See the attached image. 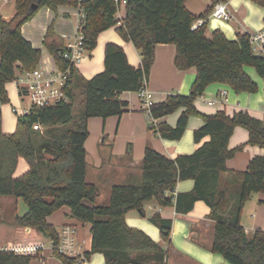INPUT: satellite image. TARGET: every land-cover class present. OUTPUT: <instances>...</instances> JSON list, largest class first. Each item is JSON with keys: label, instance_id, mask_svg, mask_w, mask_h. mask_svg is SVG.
<instances>
[{"label": "trees", "instance_id": "obj_1", "mask_svg": "<svg viewBox=\"0 0 264 264\" xmlns=\"http://www.w3.org/2000/svg\"><path fill=\"white\" fill-rule=\"evenodd\" d=\"M186 1L127 0L121 23L115 0H16L13 17L0 16V195L13 196L26 203L28 210L16 217L15 224L35 227L50 238L54 255L62 264H81L77 258L60 252L59 230L47 221L64 206L71 209L74 218L91 225V250L85 253L86 259L99 252L107 264H166L169 248L161 246L143 230L129 226L125 219L129 211L143 209L151 200L163 207L174 204L182 214L191 212L196 202H205L211 210L208 217L215 221L211 250L231 264H264V230L257 229L248 235L241 222L246 202L254 193L264 192V154L255 156L245 171H232L227 165L246 145L264 149V121L243 110L231 114L225 110L201 114L195 106L196 98L216 82L225 83L236 92L256 93L259 85L245 68L253 67L264 78V58L253 51L248 32L230 40L220 30L208 37L207 22L193 27L197 19L211 14L214 3L227 0H212V7L201 16L194 15ZM254 1L264 7V0ZM62 5L78 7L84 15L81 31L88 52L96 48L104 31L115 27L125 41L140 50L141 64L131 65L124 48L109 42L105 46L104 70L86 79L64 57L66 41L50 26L43 44L59 68L70 69L67 93L71 100L32 107L28 114L18 116L14 132L5 133L1 105L10 102L7 84L17 74L37 68L43 52L23 36L22 26L42 7L56 10ZM158 44H175L176 66L179 69L195 67L197 77L189 94H172L154 103L151 117L158 119L184 108L176 126L167 123L157 126L164 139L179 140L190 116L202 115L205 124L194 133L199 146L195 152L175 159L147 146L141 183L114 184L109 203L97 204L100 189L86 178L88 121L93 117L120 116L128 111L129 102L121 95L137 92L147 83ZM77 88H81L85 110L74 122ZM36 124L42 129H35ZM238 126L248 131L249 139L230 148V138ZM131 151L130 147L128 157ZM20 158L28 162L29 169L16 176ZM225 176L231 177L229 182ZM188 179L194 180L192 191L176 197L167 194L178 182ZM234 187L239 188L238 199L231 206L230 194ZM86 200L95 204L89 205ZM152 222L170 245L172 220L157 212ZM36 258L37 255L0 249V264H36Z\"/></svg>", "mask_w": 264, "mask_h": 264}, {"label": "crops", "instance_id": "obj_2", "mask_svg": "<svg viewBox=\"0 0 264 264\" xmlns=\"http://www.w3.org/2000/svg\"><path fill=\"white\" fill-rule=\"evenodd\" d=\"M226 3L232 19L225 21L212 17L211 14L208 15L206 17V35L208 37H211L215 30H220L228 39L236 40L241 33L256 32L264 27V7L262 5L254 0H227ZM186 6L194 15L201 16L208 12L212 7V3L207 0H187ZM124 14L125 8L123 17ZM80 23L79 8L68 5L59 6L56 10L42 7L32 19L24 23L22 26L23 36L35 48L43 51L39 66L49 69L56 65L52 55L43 44L48 28L52 26L55 33L67 42L68 38L75 35ZM109 42L122 46L130 64L135 67L140 66L142 61L140 50L132 42L125 41L116 31V28L112 27L100 35L96 48L92 52H87L86 57L78 65L79 73L84 78L89 79L104 70L105 46ZM176 52L177 47L175 44H158L156 46L154 63L147 81L148 88L154 93L155 103L164 101L172 94H189L196 80L197 70L195 67L179 69L176 66ZM245 69L259 85V90L256 93L235 91L238 102L231 103L228 97L234 89L225 83H212L208 85L201 96L196 98L195 106L197 110L201 114L208 115L215 114L219 110H225L230 114L234 111L243 110L264 121V108L257 109L251 105L258 101L264 102V78L259 76L258 73L256 75L249 69ZM7 90L10 102L1 105L2 127L5 133H12L17 127L18 116L20 115L14 109L22 111L26 107L22 104V98L13 81L7 84ZM225 90L227 94L222 95ZM244 93H248L247 96ZM243 96L248 99L250 105L245 106L242 104L240 98L243 100ZM121 98L129 102L128 111L120 116H111L107 119L93 117L88 121L90 134L85 142L88 155L86 178L87 180L89 178V182L96 184L99 189L101 188L100 184H105L111 188L114 184H140L142 181V162L147 146L171 159H175L182 154L195 152L199 144L194 140V133L205 124L202 115H191L187 129L181 139H164L158 133L157 126L161 123L176 126L184 108H180L164 117L151 120L148 112L143 107L138 91L124 92ZM248 139V131L238 126L230 138L229 147H238L246 143ZM206 140L208 138L204 139V141ZM130 147L132 150L131 157H128L127 153ZM262 154H264V149L260 146L246 145L227 161L228 168L232 171H245L250 161L255 156ZM90 165H92L91 172L88 170ZM28 169V162L20 158L15 175L21 176ZM230 178V176H225L224 179L229 182ZM194 185V180H182L167 194L176 197L179 193L192 191ZM229 188L231 189V187ZM98 199L97 204H99ZM248 202L249 200L244 206L241 222L248 235H252L255 230L264 227H261V223L257 220L254 211L256 207L251 209ZM86 203L89 205L95 204ZM6 204L11 207V216L8 220L0 219V237H4L3 239L7 242L5 245L0 246V249H7L12 245H39L37 253L34 254L37 255L34 263L42 264L40 260L44 258L46 263L62 264L60 259L54 255L53 241L50 238L44 236L35 227L15 224L16 217L25 214L28 206L26 207L19 198H16L13 202L8 201ZM210 211L208 205L203 201L196 202L191 212L182 214L176 211L174 204L163 207L156 200H151L144 204L143 209L129 211L125 219L129 226L143 230L161 246L166 249L169 248L166 264H231L223 255L211 250L215 221L208 217ZM251 211H254V213L249 217ZM157 212L163 218L172 220L170 245L162 239L160 228L152 222V217ZM47 221L54 225L59 232L60 227L65 225L75 226V236L82 251L86 253L91 250V225L74 218L69 207H62L50 215ZM84 244H86V247H84ZM81 264L107 263L105 256L97 252Z\"/></svg>", "mask_w": 264, "mask_h": 264}, {"label": "built area", "instance_id": "obj_3", "mask_svg": "<svg viewBox=\"0 0 264 264\" xmlns=\"http://www.w3.org/2000/svg\"><path fill=\"white\" fill-rule=\"evenodd\" d=\"M3 4H10L16 2V0H0ZM213 4L212 0H207ZM118 6L117 18L119 23L123 20V11L127 0H115ZM227 1H217L213 4V10L211 16L222 19L225 21H230L232 15L228 10ZM81 14V23L75 33L71 38H68L66 42L67 50L64 53V57L70 61L72 65L78 67L82 60L86 57L87 50L84 46L83 40L84 35L81 31L84 15ZM206 18H199L194 23V28L201 26L206 22ZM250 42L253 47V51L256 55L264 58V27L256 32H251ZM70 78V69H61L57 65L47 69L42 66H38L32 71H25L16 75L12 80L21 96H29L31 100L30 108H23L22 111L14 109L17 114L25 115L28 114L32 107H45L49 105H55L60 102H70V97L67 93V84ZM140 98L142 99L143 107L148 112L151 120V106L155 103L154 93L148 88L147 83L138 91ZM227 91H223L222 95H226ZM35 129H42L41 125H34ZM59 250L60 252L75 257L78 259L79 263L86 260L85 253L77 242L76 228L73 225H65L59 232ZM39 245H12L9 246L8 250H14L20 254H30L34 255L37 253ZM46 259H41L40 262L45 264Z\"/></svg>", "mask_w": 264, "mask_h": 264}, {"label": "rangeland", "instance_id": "obj_4", "mask_svg": "<svg viewBox=\"0 0 264 264\" xmlns=\"http://www.w3.org/2000/svg\"><path fill=\"white\" fill-rule=\"evenodd\" d=\"M14 14H15V2H12L10 4H3L0 1V16L1 17L5 18V19H11ZM246 68L249 69L250 71H252L253 74L257 75V72L253 67L247 66ZM244 94L247 96L248 93H244ZM243 98H244L243 100L240 98V100L242 101V104L245 106L250 105L248 102V99L245 96H243ZM228 99H229V102H231V103H237L238 102L237 93L235 92V90H232L230 92ZM22 104L26 108H30L31 107L30 97L29 96L24 97V99H22ZM251 105L255 106L254 108H257V109H263L264 108V102H262V101L254 102ZM84 110H85V100H84L83 94L81 93V88H77L75 91V104H74V110H73V121L74 122L79 119L80 115L84 112ZM88 170H89V172H91L92 165L89 166ZM88 181H90L89 178H88ZM100 187H101L100 188L101 196L98 199V202H99V204H107V203H109V200H110L111 187L106 186L105 184H103V185L100 184ZM238 189H239L238 187H234L232 189L233 191L230 194L231 206H235V203L238 199ZM14 200H16L15 197H11V196L6 197V196L0 195V219L8 220L10 218L11 207L8 204H6V202H8V201L13 202ZM22 202L27 207V205L24 203V201H22ZM86 202L93 204V202H91L90 200H86ZM248 204H249L251 209H254V207H256L254 211H255V214L257 216V220L261 223V227H264V192L254 193L251 196ZM254 211L249 212V217H251L250 215H252V213H254ZM61 228L62 227H60V230H61ZM263 230H264V228H263ZM3 238L4 237H0V246H3L7 243V242H5V240ZM84 247H86V244H84ZM46 264H50V263L47 262Z\"/></svg>", "mask_w": 264, "mask_h": 264}]
</instances>
